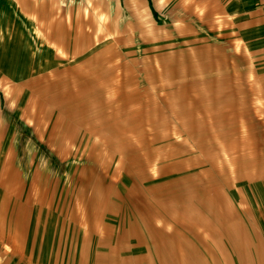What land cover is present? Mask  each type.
Masks as SVG:
<instances>
[{"label": "rangeland", "instance_id": "rangeland-1", "mask_svg": "<svg viewBox=\"0 0 264 264\" xmlns=\"http://www.w3.org/2000/svg\"><path fill=\"white\" fill-rule=\"evenodd\" d=\"M22 4L71 50L0 76V264H264V0Z\"/></svg>", "mask_w": 264, "mask_h": 264}, {"label": "crops", "instance_id": "crops-1", "mask_svg": "<svg viewBox=\"0 0 264 264\" xmlns=\"http://www.w3.org/2000/svg\"><path fill=\"white\" fill-rule=\"evenodd\" d=\"M22 2L0 0V76L5 72L11 80L18 71L56 68L62 64V59L56 57L58 50H71L69 34L59 40L46 30H38L39 35H35L31 22L24 16Z\"/></svg>", "mask_w": 264, "mask_h": 264}]
</instances>
